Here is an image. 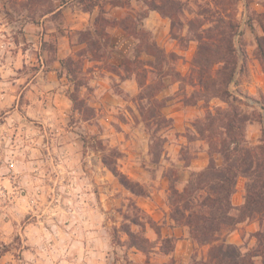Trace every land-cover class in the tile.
I'll list each match as a JSON object with an SVG mask.
<instances>
[{
    "label": "rangeland",
    "instance_id": "1",
    "mask_svg": "<svg viewBox=\"0 0 264 264\" xmlns=\"http://www.w3.org/2000/svg\"><path fill=\"white\" fill-rule=\"evenodd\" d=\"M179 1L172 20L149 6L166 9L165 0H0V264H200L206 259L208 246L198 245L189 227L171 218L169 177L181 190L209 164L208 145L192 132V124L209 109L228 104L194 97L187 105L185 99L204 87L220 88L214 83L231 73L223 87L250 117L249 141L261 143L264 0ZM98 15L114 26H105L111 40L95 53L77 32L93 28ZM126 17L130 33L122 25ZM134 28L137 35L145 29L149 40L172 56L167 65L172 75L163 78L159 98L173 126L159 130L161 148L155 154L138 102L139 80H145L140 75L148 74V84L156 79L148 64L154 58L139 53L142 62L135 63L139 69L131 64L132 71L123 63L135 60L141 44ZM200 41L209 46L202 54ZM68 56L74 59V80L66 70L59 75L60 60ZM51 70L54 80L46 76ZM38 72L45 74L37 78ZM105 160L140 194L122 185ZM247 181L238 178L233 204L245 202ZM124 215L138 216L145 226ZM126 226L150 239L148 254L130 247ZM259 228L258 220H247L222 237L248 251ZM166 237L172 240L165 244ZM163 244L169 253L162 252Z\"/></svg>",
    "mask_w": 264,
    "mask_h": 264
},
{
    "label": "trees",
    "instance_id": "2",
    "mask_svg": "<svg viewBox=\"0 0 264 264\" xmlns=\"http://www.w3.org/2000/svg\"><path fill=\"white\" fill-rule=\"evenodd\" d=\"M165 3L167 4L166 9L160 5L149 6L174 20L181 2L165 0ZM128 19V17L123 19L122 25L130 33L132 28L127 23ZM110 25L114 26L107 18L98 15L93 28L86 31L80 30L77 33L82 35V40L88 47L93 48L92 51L98 53L101 48L105 50L109 45L111 35L105 26ZM135 29L132 34L137 35ZM137 36L141 44L135 48L137 54L135 60L126 59L123 63L127 71H132L131 66L133 65L131 64L142 62L139 59V53H146L154 58L148 64L152 68L149 72L154 73L156 79L148 84V74L140 75L145 80H139L141 92L138 102L141 116L150 134V150L152 154H155V151L161 148L159 130L163 127L173 126L172 119L163 115L162 108L165 105L159 98V93L164 86L163 78L172 75L170 67H167L172 56L167 55L166 51L155 41L151 42L145 29H140ZM209 38L211 35H208ZM206 47H209L208 44L200 41L199 53L202 54ZM259 49L264 62L262 41H259ZM60 63L61 74L59 73V75H62L63 70H66L70 80H74L73 74L76 69L73 67V57L62 58ZM194 66L203 70L205 65L196 61ZM134 68H138L136 64ZM136 74H140V72L137 71ZM231 75L230 73V75L222 77L220 82L214 83V85L218 83L220 88L210 91L202 83L203 89L194 92L185 99V103L188 105L191 104L190 101L194 97L208 101L212 98H220L228 106L217 108L215 112L209 109L203 117H199L193 122L192 132L207 143L210 161L205 168L194 172L181 190L175 186L174 177H169L171 182L169 195L172 206L171 218L176 223L188 226L192 239L198 245L208 246L207 257L200 264H264V120L261 143L252 144L246 133L247 123L250 120L249 115L242 108V102L230 89L223 87L231 79ZM140 76L138 75L141 79ZM213 77L210 76L212 80H214ZM71 99L73 102L77 100L74 95H71ZM154 125H156L155 129H153ZM188 130L190 132L191 128L189 127ZM215 155H218L222 162H218L219 158ZM105 164L111 168L122 185L133 193L140 194L131 185L130 179L121 173L116 165L113 166L106 160ZM240 176H244L248 181L245 202L237 206L233 204L232 196ZM133 208L140 210L136 204L133 205ZM124 217L136 225L145 226L138 216L131 218L130 215H124ZM254 219L259 221L260 228L253 234L256 238V245L248 251H243V246L228 242L222 237L223 232H232L239 223ZM149 223L156 224L152 219L149 220ZM124 231L129 236L130 247H135L146 254L150 252L152 242L149 238L132 230L131 226H126ZM171 240L168 237L163 238L165 244ZM161 250L169 253V249H164V244L161 246Z\"/></svg>",
    "mask_w": 264,
    "mask_h": 264
},
{
    "label": "crops",
    "instance_id": "3",
    "mask_svg": "<svg viewBox=\"0 0 264 264\" xmlns=\"http://www.w3.org/2000/svg\"><path fill=\"white\" fill-rule=\"evenodd\" d=\"M54 72H55L54 70H51V71H49L48 74H46V76H49L50 78H52L54 80V75L52 74ZM44 74H45V72H43L42 74H41V72H38L35 77L40 78V76L42 75V77H43Z\"/></svg>",
    "mask_w": 264,
    "mask_h": 264
},
{
    "label": "built area",
    "instance_id": "4",
    "mask_svg": "<svg viewBox=\"0 0 264 264\" xmlns=\"http://www.w3.org/2000/svg\"><path fill=\"white\" fill-rule=\"evenodd\" d=\"M13 165V164H12Z\"/></svg>",
    "mask_w": 264,
    "mask_h": 264
}]
</instances>
